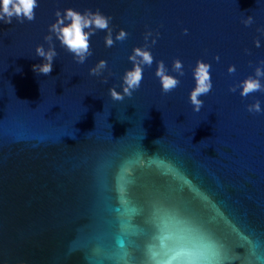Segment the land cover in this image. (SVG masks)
I'll return each mask as SVG.
<instances>
[{"label": "water", "instance_id": "95a60500", "mask_svg": "<svg viewBox=\"0 0 264 264\" xmlns=\"http://www.w3.org/2000/svg\"><path fill=\"white\" fill-rule=\"evenodd\" d=\"M37 2L35 20L0 21V264H264V112L247 110L264 91H230L264 60V0ZM67 8L129 35L109 48L98 30L83 64L53 36V71L37 75L36 47ZM148 31L152 66L112 100ZM161 60L181 81L167 94ZM198 60L213 87L196 112Z\"/></svg>", "mask_w": 264, "mask_h": 264}, {"label": "clouds", "instance_id": "9594fccd", "mask_svg": "<svg viewBox=\"0 0 264 264\" xmlns=\"http://www.w3.org/2000/svg\"><path fill=\"white\" fill-rule=\"evenodd\" d=\"M37 7H39L37 0H0V21L12 24L13 18H15L20 23H23L25 20L31 22L36 18L35 9ZM55 15L57 20L49 26V35L44 37L49 47L45 49L44 45H38L35 50L36 55L43 58L44 61L42 64L33 65V71L37 75L49 76L53 71V62L58 56L53 36L59 40L61 47L73 55L77 63L83 64L93 54L90 40L98 30L107 31L104 39L105 46L109 48L116 41L122 42L126 40L129 35L127 31L121 29L116 34L115 39H113V29L110 26L112 17L104 15L99 9L96 11L87 9L84 12H80L74 8H67L63 13L57 10ZM253 22L254 18L252 16H248L242 21L245 26H250ZM258 31L264 32V29H258ZM184 32L187 34L188 29H184ZM152 35L153 33L148 31L144 36L146 42L144 46L134 48L132 54L129 56L133 67L127 70L122 77V91H117L116 87L109 89L112 100L123 101L126 96L131 97L133 92L140 88L145 66L150 68L154 62V56L149 50L150 46L147 43L149 37ZM156 35L159 36V33H156ZM156 42V39H152L151 41L153 45ZM255 45L257 48L261 46L259 39L255 41ZM215 59L219 61L220 57L216 56ZM260 65L256 67L254 76H249L239 84L231 87L230 91L236 92L237 88H242L240 95L245 98L254 92L264 91V83L261 82V78H264V60L260 61ZM106 68L107 61L100 60L95 67L90 69V75L100 76ZM210 69L211 65L209 63L198 60L193 70L195 87L190 93V102L196 112H199L204 104V101L200 97L207 95L213 87ZM17 71H21V69ZM172 71L178 73L179 76L185 74L183 62L180 59L173 61ZM228 72L230 74L235 73L236 66H229ZM155 75L159 78L162 92L165 94L172 92L181 82L177 76L169 74V70L163 60L158 62ZM106 82L107 78H105ZM247 110L250 113L264 112L259 100L249 104Z\"/></svg>", "mask_w": 264, "mask_h": 264}]
</instances>
